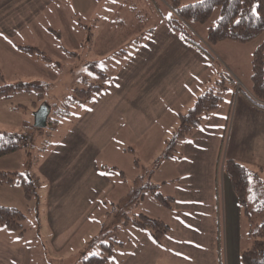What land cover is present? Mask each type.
I'll list each match as a JSON object with an SVG mask.
<instances>
[{
	"label": "crops",
	"instance_id": "crops-1",
	"mask_svg": "<svg viewBox=\"0 0 264 264\" xmlns=\"http://www.w3.org/2000/svg\"><path fill=\"white\" fill-rule=\"evenodd\" d=\"M152 1L158 8L157 0H0V85L24 81L43 87L52 76L50 64L95 73L97 53L89 54L93 50L102 51L98 58L116 67L75 117H62L59 137L32 172L44 194V203L37 204L36 228L24 225L18 234L0 226V264H45L48 255H59L84 231L91 212L106 206V194L120 180L131 182L148 170L157 190L172 197L171 205L166 207L153 194L148 199L146 189L136 209L164 220L169 231L157 243L131 223L115 229L117 238L121 233L114 239L115 264H242V218L223 161L230 157L260 167L264 174V110L235 88L224 91L217 108L178 139L176 153L162 158L178 113L220 73L212 58L167 25L168 13L151 22L143 5ZM159 1L166 7L171 0ZM147 20L150 25L142 34ZM133 34H141L140 42L119 37ZM131 41V49H119ZM228 41L213 45L224 51L222 44L228 47ZM25 45L48 58L22 50ZM85 71L78 70L80 76ZM133 167L135 173L128 178ZM24 168L21 164L14 171ZM121 196L111 199V205ZM144 201L148 203L143 206ZM109 258L103 264H113Z\"/></svg>",
	"mask_w": 264,
	"mask_h": 264
},
{
	"label": "trees",
	"instance_id": "trees-1",
	"mask_svg": "<svg viewBox=\"0 0 264 264\" xmlns=\"http://www.w3.org/2000/svg\"><path fill=\"white\" fill-rule=\"evenodd\" d=\"M168 5L174 14L166 18L167 25L212 59L213 55L209 49L187 29L186 21L204 22L210 16L213 8L219 6V15L215 23L209 26L206 31L205 40L208 43L224 39H233L244 43L252 40L264 30V0H198L184 4L181 3V0H171ZM141 39L142 36L137 37L135 41L140 42ZM20 48L29 53L37 52L43 58H48L34 46L25 45ZM92 69L102 79L109 77L97 67L93 66ZM250 71L249 90L236 84L230 77L228 80L234 83L233 87L236 92H240L252 104L264 110V41L252 51ZM81 78L87 85L75 88L70 100L86 103L104 88L105 81L89 82L85 76H81ZM33 87L37 89L38 99L42 100L43 87L24 81L1 84L0 97H9L11 93L19 90L29 91ZM227 87L226 79L221 74L211 87L195 98L191 106L178 113L179 124L172 131V135L165 139L162 158H168L176 153L178 139L189 135L210 112L217 108ZM57 110L58 108L52 111V106L50 107L45 127L56 128L58 117L63 116ZM26 136L24 132L0 130V156L12 153L22 147L27 142ZM157 159L154 160L153 167L158 162ZM151 171L142 172L133 178L128 191L113 203L111 209L106 211V215L101 220L100 230L91 241V244L99 245L101 254H91L83 258L80 264H103L111 254L115 242L103 238L104 234L109 231L106 223L111 226L112 231L131 223L147 230L157 243L163 241L169 231V224L158 217L134 211L146 189L150 190L166 207L171 205L172 197L162 195L157 190L156 184L149 179ZM223 171L229 177L238 201L242 225L246 226V233L249 237L248 244L240 248V261L242 264H264V175H262V170L260 167L252 168L241 161L226 157L223 161ZM120 174L124 176L122 171ZM0 182L21 185L24 197L30 198L35 194L41 180L34 173L0 170ZM25 218L22 210L0 204V226L21 234L25 231Z\"/></svg>",
	"mask_w": 264,
	"mask_h": 264
},
{
	"label": "rangeland",
	"instance_id": "rangeland-1",
	"mask_svg": "<svg viewBox=\"0 0 264 264\" xmlns=\"http://www.w3.org/2000/svg\"><path fill=\"white\" fill-rule=\"evenodd\" d=\"M193 1L194 0H182L181 3L184 4ZM157 2L160 3L159 5L160 8L158 5H157L158 8H156L155 3L153 1L147 3L146 5H143L145 11H147L149 13V16H151V22L158 21L161 13L163 14L168 13L166 15L168 17L171 15L172 10L168 7L169 5L164 7L163 2H160L159 0H157ZM173 14L174 13L172 11V15ZM218 15H219V6H215L206 21L196 22L193 20H188L185 24L187 29L191 31L193 36L197 40H199L202 44H204L212 53L213 61H214L213 68L215 71H217V73L218 72L220 73L218 74L219 77L221 76V74L222 76L225 77L228 85L226 90H224L225 93L234 89L233 87L234 83L229 81L228 77L233 79L236 84H239L243 88L244 87L247 88L246 86H249L251 83L250 61H251L252 51L258 44L264 41V30L252 40L244 43L237 42L236 40L233 39H227L230 40L228 42L231 43L228 45V47L225 44L224 45L222 44V50L224 51H221L220 45L215 46L213 45V43H208L205 40L206 38L205 35L208 27L215 23ZM135 18L136 17L131 16V21L134 24H136ZM149 25L150 23H148L147 20V22L145 23L142 29L143 31L142 34L147 31ZM95 32L97 33V30H95ZM99 32L101 33V31ZM140 35L141 34H137V35L133 34L132 36L121 35L119 37L120 38L123 37L124 40H127L129 37H131V39H135ZM131 48H132V41L130 43L128 42L124 46H121L119 49L129 50ZM120 50H116V51L119 52ZM95 53H97L96 58L98 59L97 60L98 62H96V64L98 65L97 68H99L101 71L108 74L109 76L116 68L115 65L113 64V61L102 60L101 58H98L102 54V51L96 52L95 50H93L89 52V54H93V55H95ZM115 56L118 57V55L116 54ZM79 63L80 62H77L75 64H79ZM49 66L51 68L52 76L46 79L42 84L43 86L42 93L44 99L43 101H40L38 99L37 91L35 92L34 90L32 91L19 90L11 93L9 97H5V96L0 97V130L18 131L21 133L24 130L28 132V135L26 136L28 145L22 146L20 149H17L12 153H8L6 155L0 156V170L14 171L15 166L25 164L26 166V168H24L25 171L20 170V172H28V173L34 172L33 170L35 168L36 162L43 157L44 150L47 149V147L51 143H53L56 138L59 137L58 135L61 133L60 131L62 130V117L66 118L65 120H70L71 118L75 117V115H77L80 109L82 108L83 102L78 103L76 101H71L70 98L74 94L75 88H81L87 85L83 83V80L80 76L81 73L78 72V70L85 71L86 67L84 68L81 66H77V68H72L73 65L68 67H62L61 65L58 66L57 64H50ZM83 75L86 77L87 81L89 82L91 81L106 82L107 79L109 78L108 77L107 79L105 78L102 79L98 77V74L92 73L91 71H85ZM194 100L195 99H193V101ZM42 102H46L49 105H51L52 111L58 108L57 111L63 114L62 117H58V123L55 129H51L45 126L37 127L34 125V112ZM175 120L176 122L173 125V130L179 124L178 116ZM171 135L172 134H170V136ZM161 149L158 150L157 152H154L155 154H153V157L147 160L150 159L152 160L155 155L161 152ZM25 159H27L26 163H25ZM142 159L143 158H141V160ZM10 168L12 170H9ZM127 171H128L127 172L128 178H132V176L135 173V168L134 167L129 168ZM262 175L264 174L262 173ZM113 176H117V175L115 174ZM119 182L120 184L118 185L116 190H111L108 194H106L107 196L106 198L107 202L105 204L106 206L104 207L103 205H100L91 212L90 219L84 225V231L81 230L82 233L80 231L77 235H75L72 241L66 247L62 248V251L59 253V255H53V254L48 255L49 258L51 259L45 260V264H80L83 258L91 254L94 253L101 254V249L99 245L96 243L91 244V241L93 240V237L98 233L100 226L102 225L100 223V220H102L103 216L106 215V211H108L112 207L110 200L112 199V201L113 200L115 201L117 197L126 193L124 192V187L126 186L128 187L131 184V182L128 180L124 183H121L122 182L121 180ZM38 187L36 188V192L32 197L26 198L23 195V189L21 185L17 183L10 184V183L0 182V204L13 206L22 210L26 216L24 220V225L30 227L32 226L33 229L36 228V224H37L36 217L39 212V207H37V204L42 205L44 203V194L42 191L39 193ZM146 194L149 199L152 193L150 192V190H148L146 191ZM146 203H148V201H144L143 206ZM138 210L134 209L136 213L138 212ZM106 224L108 226L109 231H107L104 234L103 238L106 239L107 241L108 239L111 240L119 239L121 233H119L117 238L116 232L112 231V228L108 223ZM241 227H242L241 246L243 247L248 244L249 237L247 236L246 233V229H247L246 226L244 227L243 225H241ZM85 240H87L88 242L86 243ZM78 247H82V248H78ZM113 249L114 248H112V251ZM109 257L108 258L110 260L112 259L111 263L113 262V264H115L116 262L115 251L111 252Z\"/></svg>",
	"mask_w": 264,
	"mask_h": 264
},
{
	"label": "water",
	"instance_id": "water-1",
	"mask_svg": "<svg viewBox=\"0 0 264 264\" xmlns=\"http://www.w3.org/2000/svg\"><path fill=\"white\" fill-rule=\"evenodd\" d=\"M50 112V105L42 102L34 112V125L37 127H44L47 123V116Z\"/></svg>",
	"mask_w": 264,
	"mask_h": 264
}]
</instances>
